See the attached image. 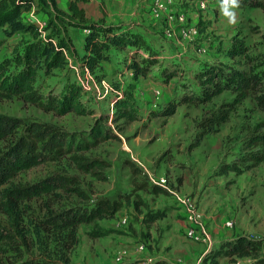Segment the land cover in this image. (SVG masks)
Wrapping results in <instances>:
<instances>
[{
	"label": "rangeland",
	"instance_id": "rangeland-1",
	"mask_svg": "<svg viewBox=\"0 0 264 264\" xmlns=\"http://www.w3.org/2000/svg\"><path fill=\"white\" fill-rule=\"evenodd\" d=\"M70 1L58 0V4L67 9ZM200 1L186 3L192 10L188 23L196 25L201 33L193 41L196 46L193 52L183 54L185 59L178 54L172 57L173 47L155 51L147 43V37L144 48L157 60L149 74L135 79L127 64L120 62L125 53L115 51L104 68L107 88L82 67L79 56L83 53V30L70 28L68 34L74 49L66 52L67 68L55 69L51 75L41 72L38 85L43 95L41 101L47 105L49 97L63 100L71 84L81 85L84 113L74 110L60 113L46 108L45 104L0 97V115L21 123L17 131L27 133L30 127L41 124L67 137L61 147L63 154L41 155L29 166L17 170L13 181L33 185L61 176L69 187L79 191L70 193L55 186H51L50 192L39 191L27 201L30 213L42 216L46 204L86 209L98 202L121 204L113 217L80 223L79 243L70 253L71 264H154L158 260L168 264H203L206 255L225 249L224 244L236 236L264 237V161L248 168L251 161L247 160L245 146L255 129L264 131V106L253 93L242 97L231 89L211 100H202L196 75L206 63L216 65L223 73L232 69L255 73L260 93L264 88V8L248 3L234 6L231 0H207L204 10L198 7ZM257 1L264 5V0ZM89 2L86 10L89 20L107 23L103 9L104 17L95 20L101 7L95 0ZM34 9L28 19L45 28L50 19L45 6L37 0ZM230 13L235 14L234 18ZM237 32L249 48L246 59L228 55ZM32 38L26 32L7 37L0 30V61ZM153 42L163 43L164 47L166 39L161 35ZM202 45L204 50L199 49ZM156 88L162 91L157 104L154 103ZM127 91L132 92L131 107L137 116L133 121L115 114L114 98L124 97ZM172 99H184V102L174 114L164 116L162 111ZM224 112H228V120L220 125L215 123L218 130L204 133L205 125ZM98 121L106 127L108 135L94 136L95 142L88 146L81 142L78 146L86 138L84 131L89 133ZM15 137L0 140V155ZM80 163L92 166L85 168ZM223 164L233 168L226 175H218L216 171ZM163 177L167 179L165 187L160 185ZM4 186H0V191ZM185 197L194 198L199 205L203 224L211 235L209 243L193 241L187 236L188 222L182 205ZM160 213L165 216L156 218ZM227 220H233L234 227L225 226ZM8 228L7 217L0 211V231ZM240 259L241 264L252 261ZM218 261L219 264L235 262L223 254Z\"/></svg>",
	"mask_w": 264,
	"mask_h": 264
},
{
	"label": "trees",
	"instance_id": "trees-1",
	"mask_svg": "<svg viewBox=\"0 0 264 264\" xmlns=\"http://www.w3.org/2000/svg\"><path fill=\"white\" fill-rule=\"evenodd\" d=\"M37 0H0V30L11 37L18 32L30 33L33 38L13 49L11 56L0 61V97H18L24 102L47 105L42 103L43 95L39 89V75H51L55 69L64 70L69 64L66 52L74 49L72 37L68 34L70 28L86 31L82 38L83 53L79 56L82 67L98 80L106 78L104 62L110 61L113 52L125 49L139 50L143 48L144 38L124 24H107L104 20L90 21L85 7L82 5L90 0H71L68 8L64 9L58 0H38L45 6L50 19L45 28L41 29L35 22L29 20L28 13L35 6ZM239 4L248 3L252 7L264 5L257 0H238ZM44 32H48L44 36ZM2 41L0 40V45ZM249 48L237 32L228 51L231 58L248 57ZM157 62L154 55L148 58H138L137 54L129 61H125L127 68L133 71L135 79L147 76L151 67ZM202 100H211L225 90L231 89L247 97L253 93L259 103L264 106V88L257 92L259 78L255 73H247L239 69H232L226 73L212 63H206L197 70ZM170 76V74H169ZM83 88L78 84H71L63 100L56 97L48 98L46 108L56 109L60 113L74 110L84 113L81 104ZM182 100H170L162 114L170 116ZM132 104V92L127 91L124 97L114 98L115 114L127 121L137 119ZM229 118L228 112L211 119L210 125H205L204 133L218 130L214 125H220ZM21 123L15 119L0 115V140L15 137L5 152L0 155V211L7 217L8 229L0 231V264H71L70 253L79 243L78 229L80 223L96 218L113 217L120 210L119 202H98L95 207L86 209L80 206H57L46 204V211L42 216L30 213L27 201H30L39 191H51V186L61 187L70 193L79 191L76 187H69L68 182L61 176L47 178L33 185L13 181L17 170L29 166L33 160L45 154H63L61 147L63 134L59 130L45 125H34L27 133L17 131ZM202 133V135L204 134ZM86 134L81 142L88 146L95 142V137L108 135L102 122H97L93 129ZM47 138V139H45ZM201 138V135L199 139ZM59 139V140H57ZM40 142V145H37ZM71 145V141H70ZM251 163L248 168L257 166L264 161V131L255 129L245 143ZM43 151L45 153H43ZM65 152V151H64ZM44 156V155H43ZM89 168L91 163H80ZM233 168L223 164L216 171L218 175H226ZM234 170V169H233ZM237 171V170H236ZM182 183V179H179ZM54 193V192H53ZM165 213L155 215L164 217ZM225 249L211 251L203 258V264H219L220 255L229 256L231 260L251 258L248 264H264V237L253 239L247 235H239L224 244ZM27 254V255H26ZM154 264H168L158 260Z\"/></svg>",
	"mask_w": 264,
	"mask_h": 264
},
{
	"label": "crops",
	"instance_id": "crops-1",
	"mask_svg": "<svg viewBox=\"0 0 264 264\" xmlns=\"http://www.w3.org/2000/svg\"><path fill=\"white\" fill-rule=\"evenodd\" d=\"M95 1L97 4H99L98 6L101 7V9H99L100 14L98 18H96L95 20H98L99 18L102 19L104 17L103 12H105L107 14L105 18L107 24H114V25L124 24L126 26L129 25L128 27L134 32L140 33L143 36L144 40H147L146 39L147 37L149 38L147 43L150 44L153 50L156 51V49H160L165 51L169 47H173L174 53L172 54V57H175V55L178 54L179 58L183 57L185 59L186 56L183 54L185 53L188 54V52L189 53L193 52L194 49L190 47L191 45L180 46V44H177L175 41L172 42L171 40L165 37L164 27L167 24L166 18L162 16H155L152 12H150V8L152 7L153 3L156 0H95ZM187 1L188 0H176V4L173 5L170 10L175 14L177 12H186L188 13V15H190L192 10L187 8L186 6ZM193 1L194 0H191V2ZM89 3L87 2L82 4L86 10H87V5ZM105 4L107 5V9L104 6ZM195 5L197 6V3ZM34 10L35 9L33 7L32 10L29 11L28 17L33 16L35 12ZM142 27L144 28L143 31L141 30ZM85 33L86 31L83 30L82 36H84ZM161 35L166 39L164 47H162L163 43H160V45H158L157 42H153L155 39L158 40L161 37ZM134 50L135 49H125V50L116 51L115 53L124 52L125 56L123 59H120V62L123 60V63H125L127 57H128V61L130 60L131 57H133L131 56V52H133ZM136 54L138 58H148L150 56L148 55V52H146L144 47L140 48L139 52ZM109 62L110 61L104 62L103 64L104 68L106 64ZM105 72L107 71L105 70ZM240 260H245V259L241 258ZM234 263L235 262H233L232 264Z\"/></svg>",
	"mask_w": 264,
	"mask_h": 264
},
{
	"label": "built area",
	"instance_id": "built-area-1",
	"mask_svg": "<svg viewBox=\"0 0 264 264\" xmlns=\"http://www.w3.org/2000/svg\"><path fill=\"white\" fill-rule=\"evenodd\" d=\"M175 4L176 0H156L150 8V12H152L155 16H162L166 18L167 24L164 27V35L166 38H168L172 42L175 41L180 45H191L190 47L192 49H196L195 43L193 41L199 39L201 33L196 25L188 23V13L177 12L175 14L170 10L171 7ZM198 7L200 9L206 10L207 0L200 1L198 3ZM199 49L204 50L205 48L202 45L201 47H199ZM138 52L139 50H134L133 52H131V56H134V54ZM84 69L86 72L90 73L88 69ZM128 72L131 75L134 74L131 69H129ZM97 83L99 85H106L107 88V83L104 79L101 81L97 80ZM155 95L156 98L154 103L157 104L158 102H160V98L162 96L161 89L156 88ZM160 180V185L165 187L167 184V179L163 177ZM182 205L185 207L184 217L188 222L186 231L187 236L193 241L209 243L211 235L206 231L205 225L202 221V212L200 211L199 205L197 204L196 200L192 197H185L184 199H182ZM234 223L235 222L233 220H227L225 222V226L232 228L234 227ZM141 248H144V245H142ZM234 264H241V262L237 259Z\"/></svg>",
	"mask_w": 264,
	"mask_h": 264
},
{
	"label": "clouds",
	"instance_id": "clouds-1",
	"mask_svg": "<svg viewBox=\"0 0 264 264\" xmlns=\"http://www.w3.org/2000/svg\"><path fill=\"white\" fill-rule=\"evenodd\" d=\"M232 4L235 6L238 3V0H231ZM230 15L234 18V13H230Z\"/></svg>",
	"mask_w": 264,
	"mask_h": 264
}]
</instances>
